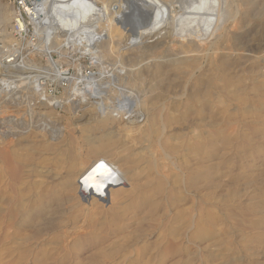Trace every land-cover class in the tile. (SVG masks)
<instances>
[{
	"label": "rangeland",
	"instance_id": "374dc122",
	"mask_svg": "<svg viewBox=\"0 0 264 264\" xmlns=\"http://www.w3.org/2000/svg\"><path fill=\"white\" fill-rule=\"evenodd\" d=\"M222 1L223 7L222 15L219 19V30L216 31L217 33H214L215 36H212L211 42L217 40L216 46L218 44V50L222 49V51H218L217 57L229 50L235 54L230 61H232L233 64L232 73L234 74L232 75L235 76V79L237 78L239 87H234L237 88L240 97L243 98H241L242 101L240 99L236 102H232L234 103L232 105L233 107L229 109L232 112H230V115H232L231 123L227 122L225 117H220V125L217 127L218 130L216 128L207 130V135L211 133L216 135V133H219L220 137L216 139V147L217 151L220 152L216 157H207L211 150L210 148L207 149L209 151H207L208 153L205 160V173L207 175L205 177L206 179H204L205 186L186 189L184 180L181 182L180 179L179 183L181 189L179 188L177 191L174 190V186L178 187V184H175V182H173L174 180L171 179V182L167 185V192L157 197L158 200H161V198L162 200L158 205L159 207H156L157 211H155L157 213L155 214L154 211L153 218L150 216L145 218L147 215L144 213V210L143 212L137 211L136 208H132L133 210L128 209L127 212L124 213L125 215L122 214L119 216L118 222L112 220L110 217L106 218V215L102 218L98 214L108 210L111 206L110 199L105 201L103 199L101 200L99 196H93V194L88 196L90 193L87 187H83L77 191L69 190L68 193L62 194L60 197L55 196L60 186H64L67 182V173H70L71 165L73 162L76 163L77 160H79L77 156L78 153H81L80 160L82 163H85L84 168L87 171L88 168L95 162H98L99 159L109 157L111 161V159L113 160L115 157L114 155L112 157L109 154H101L99 152L93 155L91 154L90 156L89 153H93L91 145L100 138H117L118 140H114L115 143H118V145H115L116 150L118 146H122L118 148L119 151L122 152V155L128 154L129 151L134 152V157L132 158L134 160L133 162L137 163L138 161V164L132 162L134 166L128 165V167L130 166L129 170L132 174L130 175V173H127V177L137 180L139 175L135 173L139 172V167H141V165L142 168L147 166V164L151 163L153 158L155 160L157 156L156 160L160 165L171 161L170 166L174 169V174H178V170L183 168L184 152L182 146L192 142V139L195 137V131H198L195 127L197 117L192 115L191 119H186L185 121L189 122L184 123L185 125L182 126V129H177V133L173 136L174 138L169 140L170 144L175 146V148L173 147L174 149L171 147L173 150H176L177 147V154H173L172 152L171 154L167 148L165 149L166 139L164 137L166 136V129L163 126L165 123L163 121L167 119L168 111L164 110L161 112L159 104H156L155 107L149 102L152 109H155L158 114L161 112L158 115L160 129L157 130L158 132L156 131L157 134H154L155 131L147 130V123L145 121L127 127H119L117 124H106L99 127L97 126L96 118L90 113L81 112L74 117V115L70 116L65 110H59L58 112L50 108L46 109L41 107L38 105L37 101L36 103L33 102L34 105L31 108H28L26 104H22L23 99H21V102L18 101V104L21 103L18 107L3 104V108H0L1 122L16 116L22 117L28 121L32 120L33 126H37V122H41V125L44 124L50 128L54 127L65 135L64 141L57 153L45 152L42 142L40 143L39 140L31 142L34 141L31 136L29 138L30 141L27 140L24 142L26 144H23V142H16V138L14 137L11 138L15 144H12V147L19 144L17 148H19L18 153L20 154L25 153L22 148L26 147L29 143L27 148L30 149L31 147V149H33L32 153H35L34 157L38 154V156H36L38 160L35 158V160L28 161V163L24 162L22 164L11 165L13 169H18L19 178L10 174L12 172L8 171L9 169H5L10 168V165L7 166L0 163V175L3 176V178L0 176V264H88L89 261L93 260H95V264H264V121H262L264 120V0ZM10 6L8 0H0V8L8 13V15L12 12ZM233 12L235 14H232ZM220 20H222V22ZM224 22L226 24L232 23L226 25ZM11 27L12 22L8 25V33H13ZM216 34H220L219 36H221V38ZM216 36L218 38H216ZM195 37H186L184 40L179 37L171 39L167 37V34H163L159 39L152 38L144 40L143 44L136 46H126V41L125 43L123 42L121 47H117L114 44L115 48L113 49V53L110 54L111 56L108 55L107 65L110 64L109 66L112 67L116 62L115 59L117 55H121L126 63L132 58V60H135H133V63L136 62L142 65L144 69V67H146L144 64L148 62L147 60L152 61L158 56H183L181 46L183 44L186 45L188 41L197 44L199 38ZM32 39L33 36L30 35L26 39L21 40L22 45L19 49L22 51L24 49L22 54L25 61H31L33 65L30 71H39L47 67V60L41 57L37 52H28L32 49V47L30 48V46H28V41ZM222 44L223 47L221 48ZM226 45H228V47ZM225 47H227V49ZM116 48L118 49L115 50ZM152 51L154 52V56ZM150 54L152 55L150 56ZM147 55L148 58L146 57ZM259 55L262 56L261 61L256 58ZM54 56L56 60H61L60 62L63 64V69L69 71L68 76L76 75L80 64V66L84 68L85 65L86 67L90 65L88 59H80L79 55L75 56V59H78L77 61H73L69 58L66 60L59 58L57 54H54ZM140 62H142V64ZM166 63H168L167 66L165 65ZM201 64V66L207 65L206 61H202ZM190 65L191 64L180 67L173 65L172 62L163 61L160 68L163 69V72L167 73V78L162 76L161 78L159 77L158 80H153L152 72L155 71L153 68H150L151 70L149 69V71L147 70L144 72L145 75L142 77V80L139 78L135 83L130 82L127 87L129 89L132 88L131 90L136 93L139 91L138 93L141 95L147 92L146 94L148 95H158L160 97L164 94V87L168 85L169 87L175 88V91L179 90L185 95L188 93V89L192 87L193 80L198 77L201 78V73L194 66ZM175 68L176 71L174 72L173 70H175ZM183 69L186 71H182ZM188 70L190 71L187 72ZM235 73H238L239 76ZM241 73L244 74L241 75ZM30 75H36V72L24 74L25 77ZM191 76L194 77L192 78ZM8 78L11 77L9 76ZM11 79L13 80V78ZM190 79L192 80L190 81ZM239 79L242 81H239ZM160 80H162L161 86L152 88V86L156 85L157 81ZM55 87L57 88L55 89ZM55 87L50 86V89L54 90V95L62 96L65 94V90L62 87H58L57 85ZM234 87L231 89L235 90ZM243 88L244 90H242ZM259 89H262V92ZM180 92L178 94L179 96L182 94ZM243 92L244 94H241ZM244 98H247V100H244ZM251 98L252 102L250 101ZM179 99L178 97L177 100ZM181 99L186 103V96H183ZM148 100L150 101V99ZM175 101L176 99L173 100V104L171 105V112H173L174 115L182 114L184 112L183 107L182 109L181 107H176L178 105L175 104ZM244 101L249 102V104H246ZM217 105L223 108L222 104L219 103ZM4 108L5 110L2 111ZM157 109H159V111ZM47 110L48 113L46 112ZM21 111H24L23 114ZM30 113L33 115L32 119H30ZM87 128H89V132ZM221 130L223 131L221 132ZM227 141L229 142L228 144ZM17 148H15L14 151H16ZM56 154L59 155L58 157L61 159H57ZM96 154H98V156ZM44 156H46V158ZM69 157L73 159L70 160ZM92 157H94V159ZM60 162L67 165L63 167V163L60 164ZM133 171L135 172V176ZM140 178L142 179V177ZM209 179H213L212 181L214 182ZM79 180L80 179L74 182V188L78 187L76 182H80ZM144 181L145 180H141L140 183H144ZM41 182L45 183L42 184ZM20 186L21 190L18 189ZM129 187L128 185H120L110 189L123 188V190H127ZM92 197L97 199L98 205L91 209L93 212L92 216H96L94 220L91 217V222V219L89 220L85 217V209L92 206L90 205L92 199H94ZM106 197L108 196L106 195ZM181 197L185 198L186 201L178 203ZM171 200L175 201L173 205H170ZM71 203L74 204L73 208L71 207ZM75 204H78V207ZM180 207L190 209L191 216L194 219L201 213V208H206V211L210 212L212 215L216 214L215 216L218 218V223L214 226L215 228L213 227V233L206 240H198L195 235L196 230L187 225L184 226L179 234V239L182 243V251L178 254L165 257L161 250L170 246L174 240L172 233L176 231L175 229L179 227V224H176V222L173 223L172 218L176 216L177 210ZM135 211H137L134 216L135 218L139 216L138 218L141 220L145 219L140 226L138 224V218L135 221L133 217ZM102 222L106 226H104ZM121 223L127 224L129 227L124 234H118L114 237L111 233L117 230L118 227L122 225ZM87 226L90 227V230L89 228L87 229ZM108 234L109 236H107V238L106 235ZM98 237H104L100 239L101 242L104 241L102 245L96 244L100 242V240H97ZM124 240L125 242H123ZM122 245H126V249H124L123 252H121ZM132 245L134 246L132 247ZM144 246L148 247V250L147 254L142 257L141 250Z\"/></svg>",
	"mask_w": 264,
	"mask_h": 264
},
{
	"label": "bare ground",
	"instance_id": "6f19581e",
	"mask_svg": "<svg viewBox=\"0 0 264 264\" xmlns=\"http://www.w3.org/2000/svg\"><path fill=\"white\" fill-rule=\"evenodd\" d=\"M10 7L12 12L9 15L0 8V108H3V104L18 107L21 105V103L18 104V101L21 102V99H23V105L26 104L28 108H31L34 105L33 102L36 103L37 101L38 105H40L41 107H44L46 109L50 108L58 112L59 110H65L68 114H70V116L74 115V117L81 112L93 114V116L96 118L95 120L97 126L99 127L106 124H117L119 127H127L133 126L138 122L145 121L147 123V130L155 131L154 134H157L156 131L160 129L158 123V115L164 110H167V119L163 121L165 122L163 126L166 129V136L163 137L166 139V144H163H165V149L167 148V150L170 153L172 152L173 154H177V147L176 150H173L175 146H172L173 144L171 145L169 140L174 138L173 136L177 133V129H182V126L185 125L184 123L189 122L185 121L186 119H191L192 115H195L197 117L195 127L198 129V131H195V137L192 139V142H189L188 144L182 146L184 152L183 168H180V170L175 169L178 170V174H174V169L170 166L171 161H168L169 163H162L160 165L156 160L158 157L157 156L155 160L153 158V161L150 160L151 163H148L147 166L143 168L142 165L141 167L137 165L139 167V172L135 173L133 171V174H138L139 177L137 180H133V178L127 177V173H130V175L132 174V172H130L129 170L130 166L128 167V165H132V162L134 161L132 159L134 157V152L129 151L128 154L122 155V152H120L118 149L122 146H118L116 150L115 145H118V143H115L114 140H116L117 138H100L99 140H96L93 145H91V150L93 153H89L90 156L91 154L93 155L99 152L101 154H109L112 157L114 155V159H111L110 161L109 157H105L103 159L101 158L92 166L90 165L91 167H89L86 171V169L84 168L85 163H82L80 160L81 153H78L77 156L79 157V160H77L76 163L71 161L73 162V164L70 163L72 164V167H70V173L68 174L65 171L68 175L67 182H62L65 183V185L62 187L60 186L59 190L56 191L55 196L60 197L62 196V194L68 193L69 190L77 191L82 189L83 187H87L90 193L89 195L87 194L88 196L93 194V196H99L101 200L103 199L105 201H108V199H110L111 206L108 208V210H106V212L103 211L98 215L102 218L106 215V218L110 217L112 220L118 222L117 220L119 219V216L127 212L128 209L132 208H136L137 211L142 212L144 210V213L147 215L145 218H147L148 216L153 218V213L162 200V198L161 200H158L157 197L167 192V185L169 182H171V179L174 180L173 182H175V184H178V187L174 186V190L177 191L180 188V179L181 182L184 180V186L186 189L201 188L205 186L204 179H206L205 177L207 176L205 173V160L208 153L207 151H209L207 149H211L209 152L210 154H208L207 157H216L220 152L217 151L216 147V139L220 137L219 133H216V135L212 133L210 135H207V130H212L215 128L217 129V127L220 125V117H225V120L227 122H230L232 119V115H230L231 110L229 109H231L230 107H233L232 105L234 103L232 102H236L243 98L240 97L238 93L239 91H237V88L234 87H239V84H237V78L235 79V76L232 75L234 74L232 73L233 64L230 59L235 55L233 54V52H231V50H229L232 48H229V51L217 57L218 53L220 52V50L222 51V49L219 48L220 50H218V44L216 46L217 40L215 42H211L212 36L217 30H219V19L222 15L223 7L222 0H29L25 6V11L28 16H30V21L33 25V39L28 41V46H30V48L32 47V49L27 51L32 53L37 52L41 55V57H44L47 60V67L42 68V70L39 71H30L32 70L31 68L33 65L31 64V61H25L22 54L24 49L23 51L19 49L22 45V42L21 40H18V37L14 35L13 26L11 27L13 33H8V25H10V22H12L14 18H16V12H14L12 6ZM234 12L232 14H235ZM220 21L222 22V20ZM22 27L25 28V25L23 23ZM163 34H167V37H170L171 39H176L179 37L183 40L186 39V37L192 38L196 35V37L199 38V42L195 44L192 41H188L186 45L183 44L181 46L183 50V56L175 55L176 57H157L156 55L157 58H155L154 60H147L148 62L144 64V66L146 67L143 66L144 69L142 68V65L137 64L136 62L133 63L134 59L132 60V58H130L128 63H126L122 59L121 55L118 56L117 54V57L115 56V64L112 65V67L109 66L110 64L107 65V58L108 55L113 53V49L115 48L114 44L117 47H121L123 42L125 43L126 41V46H136L143 44L144 40H149L152 38L159 39V37H162ZM216 38L218 37L216 36ZM219 38H221V36H219ZM190 42L192 43L189 44ZM226 46L228 47V45ZM222 47L223 44L221 48ZM227 47L225 48L227 49ZM117 49L118 48H116L115 50ZM152 53L154 56L153 51ZM54 54L59 55V58L65 60L69 58L73 61H77L78 59H75V56L79 55L80 59H88L90 61V65L87 67L85 65L84 68L80 66V64L77 74L68 76L69 71L67 69H63V64L60 62L61 60H56ZM151 55L152 54H150V56ZM146 57L148 58V55ZM256 58L259 61L262 60V56L260 55ZM163 61L172 62L173 65L180 67L191 64L190 66H194L201 73V78H195L193 80L194 82H192L193 84L190 82L192 84V87L188 89V93L185 95L179 90L175 91V88L169 87L168 85L164 87V94L160 97L155 94V96L148 95L146 94L147 92L141 95L138 93L139 91L136 93L131 90V87V89L127 87L130 82L135 83L139 78H141L142 80V77L145 75L144 72L147 70L149 71L150 68H153L155 71L152 72L153 80H158V78H161L162 76H164V78H167V73L163 72V69L160 68ZM202 61H206L207 65L205 64L206 66H201ZM140 63L142 64V62ZM167 64L168 63H166L165 65L167 66ZM173 71L175 72L176 68ZM182 71L186 70L183 69ZM189 71L190 70H188L187 72ZM28 72H36V75L25 77L24 74ZM235 74L238 75V73ZM243 74L241 73V75ZM9 76L13 78V80L11 78H8ZM240 79L239 81H242ZM191 80L192 79H190V81ZM161 84L162 80L157 81V84L152 86V88L161 86ZM56 85L58 87H62L65 90L64 95L57 96L53 94L54 90L50 89V86L55 87ZM233 87L235 88V90L231 89ZM56 88L57 87H55V89ZM242 90H244V88ZM260 91L262 92V89ZM179 92L182 93L180 94V96L178 95ZM244 92L241 94H244ZM183 96H186V103L181 99ZM178 97L180 98L179 100H177ZM148 99H150V101ZM174 99H176L175 104L178 105L176 107H181V109L183 107L184 109V112L182 114L180 113L179 115L176 114L177 116L174 115L173 112H171V105L173 104ZM244 100H247V98H244ZM250 101L252 102V98ZM149 102L155 107L156 104H159L161 112L158 114L155 109H152L150 107L151 105L149 104ZM219 103L223 105V108L217 105ZM245 103L249 104V102L247 101ZM218 107L221 109H219ZM159 109L157 110L159 111ZM3 110H5V108L2 109V111ZM46 112L48 113V110ZM30 116V119H32L33 115H31V113ZM87 131H90L89 128H87ZM222 131L223 130H221V132ZM64 135L65 134L63 132L54 127L50 128L47 125H41V122H37V126H33L32 120L28 121L26 119H23L22 117L20 118L16 116L12 119L3 120L2 122L0 121V163L11 166L22 164L24 162L28 163V161H33L35 160V158L37 159L36 156H38V154L34 157L35 153H32L33 149H31L30 146V149L27 148L29 143L27 144V146L25 145L26 147L22 148L25 153H18L19 148H17V146L19 144H16L17 146L12 147L11 145L14 144L13 140L11 139L12 137L16 138V142H23V144H26L24 142H26L27 140L30 141L29 138L31 136L34 139V141L31 142H36L37 140H39L40 143L42 142L45 148L43 150H45V152L49 151L50 153H57L64 141ZM229 142L227 141V144ZM171 147L174 148L172 149ZM15 148H17L16 151H14ZM96 155L98 156V154ZM58 156L59 155L56 156L57 159L60 158ZM44 157L46 158V156ZM92 158L94 159V157ZM63 162H60V164ZM136 164H138V161ZM66 165H64L63 163L62 166L64 167ZM5 169H9L8 171L12 172L10 174L19 178V172L17 168L13 169L11 166L10 168ZM0 176L3 178L2 175ZM140 177H142V179ZM78 179H80V182H76L78 187L74 188L73 184ZM139 180L145 181L144 183H140ZM41 183L44 184L45 182ZM120 185H128L130 187L127 190H123V188L114 190L110 189L116 188ZM18 189L21 190V186ZM106 195L108 197H106ZM92 198H94L92 199V203L90 204L92 206H90V208L88 209H85V217L89 220L91 219V217L93 218V220L94 217L96 218V216H92L93 212L91 209L98 205L97 199L95 197ZM175 201L171 200L170 205H173ZM185 201L186 199L181 197V200L178 203H182ZM75 205L78 207V204ZM71 207L73 208L74 204L71 203ZM137 211L134 212L133 217L135 216ZM156 211L155 214L157 213ZM215 215H212L210 212L206 211V208H201V213L197 218L194 219L191 216L190 209L180 207L177 210L176 216L172 218L173 223H178L179 227L177 228L178 230L175 229L176 231L172 233V235L174 236V240L171 245L161 250L164 253V256L167 257L171 256L172 254L175 255L182 251V243L179 239V234L182 228L186 225L196 230L195 235L198 240H206L208 237H210V235L214 231V226L218 223V218ZM138 217L139 216H137L136 218L134 217L135 221ZM144 220L145 219L141 220L140 218H138L139 226L143 223ZM102 224L104 225L103 222ZM94 227L96 228L95 224ZM128 227L129 226L127 224H122L118 227L117 230L110 233L111 235L116 237L118 234H124ZM88 228L90 230V227L87 226V229ZM107 236H109V234L106 235V237ZM102 238L98 237L97 240H100ZM123 242H125V240ZM102 243H104V241L101 242L100 240V242L96 244L102 245ZM133 246L134 245H132V247ZM147 248L148 247L146 246L142 248V257L147 254ZM124 249H126V245H122L121 252H123ZM94 261L95 260L89 261L88 264H95Z\"/></svg>",
	"mask_w": 264,
	"mask_h": 264
},
{
	"label": "built area",
	"instance_id": "2783aa9c",
	"mask_svg": "<svg viewBox=\"0 0 264 264\" xmlns=\"http://www.w3.org/2000/svg\"><path fill=\"white\" fill-rule=\"evenodd\" d=\"M28 1L8 0V3L13 7L14 12H16V18H14L12 21L14 35L20 40L26 39L32 35L33 31V25L30 21V16H28L25 11V6ZM22 23L25 25V28L22 27Z\"/></svg>",
	"mask_w": 264,
	"mask_h": 264
}]
</instances>
